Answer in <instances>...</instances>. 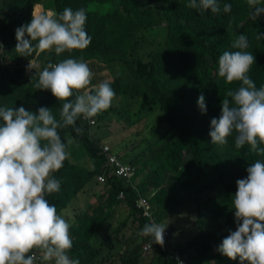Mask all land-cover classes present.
Here are the masks:
<instances>
[{"label": "trees", "instance_id": "trees-1", "mask_svg": "<svg viewBox=\"0 0 264 264\" xmlns=\"http://www.w3.org/2000/svg\"><path fill=\"white\" fill-rule=\"evenodd\" d=\"M2 1L0 107L24 106L26 110L37 113L40 107H48L59 120L63 102L51 90L36 89L34 83L38 80V73L49 64L83 57L87 64L112 63L123 67V73L105 80L116 93L112 101L117 102L108 108L110 113L121 109L127 114L133 101L142 99V110L147 104L150 112L156 106L172 122L176 135L168 145L154 153L151 165L146 161L142 165L143 170H140V165L136 164L139 182L134 189L131 184L118 180L103 169L104 160L98 156L95 140L91 137L92 130L98 127L94 117L86 119L81 116L74 127L58 129L65 143L67 136L74 138V143L66 149L69 155L63 167L52 174L61 181L60 191L50 195L45 193L49 203L55 205L57 214L62 216L63 212H73V199L97 174H103L109 192L107 206H103L101 198L98 204L75 216V222L69 229L73 241L67 253L69 258L78 259L79 264H84L87 255H91L86 264H96L99 257L104 255L99 248L89 251V242L101 235L104 245L115 235L116 227L106 222L115 221L116 213L111 214V209L120 203L117 195L126 193L124 206L127 216H130L117 221L118 230L126 226L130 218L139 232L145 224L150 223L142 210L136 208L137 199L143 197L150 199L155 207L158 206L155 216L157 223L170 226L172 233L167 243L156 245L153 255L142 259V255L129 251L124 254L122 264H153L154 257L159 259L160 264H177L172 256L174 252L180 253L182 258L187 255L185 260L188 264H213L212 261H217V256L205 255L209 254L213 242L217 241L215 234L207 235L204 218L201 217L195 222V227L187 226L182 204L197 203V199L201 198L203 204H198L193 211L200 216L201 210L218 216L229 208L225 221L228 225L233 224L235 209L232 208L231 197L237 191L236 181L248 175L246 169L251 163L257 159L264 160V156L252 154L250 146L235 149L234 136H229L228 143L221 146L213 145L209 135L211 119L220 117L222 100L227 91H235L242 84L241 81L226 84L224 78L218 76L219 56L224 51L239 50L231 47L239 34L247 36L249 47L246 51L255 56L248 75L258 89L264 87V37L256 39L258 32L264 34V14L253 21L247 0H218L221 6L219 14H213L210 10L200 14L187 7L189 0H53V9L49 10L56 13L66 7L74 11L80 8L86 10L85 30L92 38L91 43L86 49H75L59 56L53 49L34 52L26 58L11 51L8 40L10 27L16 34L18 27L30 23L34 12L46 13L44 10L47 11L49 7L44 6V0ZM226 3L232 5L229 13L223 12ZM261 5L264 6V0H261ZM5 19L12 25L6 26ZM5 36L7 40L4 39L3 45ZM13 60L17 65L32 61L39 63V67L31 70L26 66L15 67ZM32 77L34 79L31 81ZM97 87L91 86L90 92L94 93ZM201 94L205 97L206 113L201 112L197 103ZM92 121L96 124L91 125ZM134 123V119L129 122L131 125ZM75 128H81L82 132L78 134ZM185 150L192 154L188 164H184L183 160ZM167 171L171 173L169 180L165 178ZM218 197L224 198L214 202V198ZM212 203L214 209L209 208ZM193 212L188 209V215ZM102 228L106 232L102 233ZM180 235H184L187 241H183ZM145 240L153 241L150 236ZM168 245L174 252L168 249ZM30 254L36 255L34 264H47V261L40 259L38 250L34 249ZM219 264H223L222 261ZM230 264H241L239 257ZM244 264L249 262L244 261Z\"/></svg>", "mask_w": 264, "mask_h": 264}, {"label": "clouds", "instance_id": "clouds-1", "mask_svg": "<svg viewBox=\"0 0 264 264\" xmlns=\"http://www.w3.org/2000/svg\"><path fill=\"white\" fill-rule=\"evenodd\" d=\"M247 3L253 21L264 14L261 0H247ZM187 7L195 9L200 14L209 10L213 14H219L221 11L218 0H189ZM48 9L46 13L34 12L30 23L15 30L17 44L14 51L18 55L28 57L34 52L54 49L55 54L59 56L64 52L71 53L75 49H86L90 45L92 38L85 30L87 15L84 8L74 11L66 7L60 13ZM231 10V4L223 5L224 13ZM261 37H264V34L258 32L256 39L259 40ZM4 39L6 36L2 40L3 45ZM231 47L239 50L224 51L219 56L218 76L224 78L226 84L234 81H241L242 84L235 91L231 89L227 91L222 100L220 117L211 119L209 132L211 143L223 146L228 143L229 136H234L235 149L240 150L247 145L250 146L252 154L264 156V147H261L264 145V87L258 89L248 75L255 62V56L246 51L249 41L244 34H239L232 41ZM14 60L15 67L26 66L29 70L39 67V63L32 61L17 65ZM92 76L93 73L83 57L79 60L63 59L58 63L49 64L38 73L34 87L51 90L52 94L63 102L59 120L48 107H40L38 113L28 111L24 106L0 107V120L3 121L0 124V264H34L36 255L30 254L34 249L41 253L42 261L54 260V264H79L78 259H70L67 253L73 246L69 234L70 226L75 222V216L82 212L73 205L71 208L73 212H63L62 218L57 214L55 205H51L45 198V193L50 195L60 191L61 181L52 174L63 167V162L69 155L66 149L74 143L71 136L65 138V143L58 129L74 127L81 116L90 119L107 110L116 95L108 81L100 83L94 93L81 92L90 85ZM33 79L34 77L31 81ZM72 97L74 98L70 99ZM197 103L201 112L206 113L207 105L203 94L199 96ZM93 122L91 125L96 124ZM75 131L79 134L82 129L75 128ZM174 134L172 139L176 138ZM105 146L109 147L111 153L124 164L135 169L132 178H120L117 175L118 168L107 163L104 155ZM96 149L98 156L104 160L103 169H107L118 180H124L136 189L139 179L134 160L125 162L109 143H103ZM246 171L248 175L236 181L237 191L231 197L232 208L235 209V222L228 225L225 221L221 226V231L234 225L236 230H230V233L220 237L218 231L210 229L207 235L214 233L217 241L213 242L209 254L205 255H219L220 252L232 260L239 257L241 264H244V261H248L249 264H264V160L257 159ZM106 182L103 174H97L78 195L87 188L92 189L96 183L104 189L98 196L102 198L103 206H107L109 192ZM78 195L73 199V203L78 199ZM94 196L96 197L97 193H94ZM117 198L120 203L112 207L111 214H115L118 211L117 207L125 203L126 193H119ZM140 199H146L145 207H138ZM200 199L197 204L192 203L191 208H183L189 227H195V222L200 217L204 218L205 227H209L211 218L216 216L204 210H201L202 216L193 212L198 204H203ZM219 201L220 198H214V202ZM213 203L209 208L214 209ZM89 204L87 209L95 203L91 199ZM136 208L142 210L143 216L149 219L150 223L145 224L139 232L131 218L120 230L117 221L108 220L106 224L109 222L114 225L116 232L112 237V233L109 235L111 240L108 239L104 247H114L116 250L119 245L125 247L128 241L126 232L129 229L134 231L135 236L141 237L138 249H129L131 254L153 255L157 244L163 246L167 243L172 232L170 226L157 223L155 216L158 206L155 207L150 199L139 197ZM188 209L193 213L188 215ZM104 229L102 228V233L106 232ZM110 229L114 231L112 227ZM149 236L153 241L145 240V237ZM99 237L101 235L92 240ZM168 249L173 251L170 245ZM173 254L181 255L178 252ZM177 264H183V261L177 258Z\"/></svg>", "mask_w": 264, "mask_h": 264}, {"label": "rangeland", "instance_id": "rangeland-1", "mask_svg": "<svg viewBox=\"0 0 264 264\" xmlns=\"http://www.w3.org/2000/svg\"><path fill=\"white\" fill-rule=\"evenodd\" d=\"M2 2L3 1L0 0L1 22L2 20H4L1 15L3 11ZM53 3V0H44V6L46 8L49 7V9H53ZM155 4L156 3H154L153 5L156 6ZM148 7L152 8L151 6ZM40 10L41 12L43 11L42 6L40 7ZM44 12H46V10H44ZM5 25L10 26L12 25V23L5 19ZM13 31L14 30L12 29V27H10V32L12 36L10 34L8 40L11 41H9L11 51L15 50L17 44L16 34H13ZM28 38L30 39V37ZM33 44H35V42H33ZM16 54L18 55V53ZM18 56L23 57L20 55ZM40 64V66L42 67L41 62ZM88 66L92 71L93 76L90 85L86 89L81 90V92H90L91 86H98L103 81L111 79L118 73H123V67L120 64L111 63L109 65H102L95 62H91L88 64ZM115 102L117 101H112V103ZM152 102L154 103L153 100ZM142 103V99L136 98L133 101L131 108L129 109L130 114H126V111H122L121 109L117 110L114 113H110L108 109L102 111L94 117L97 121L98 127L97 129L92 130L91 132V136L97 138L95 140L96 147L101 146L103 143H109L112 147H114L115 153L121 156V158L125 162L129 163L134 160L136 164L140 165V170H143L142 165L146 161H148L151 165V159L153 158L154 153L158 152L164 146L168 145L169 142L172 140V135L174 133L172 122H169V119L166 118L159 110H157L156 106L155 108H153V111L150 112L148 104L145 106V109L142 110ZM132 119H134L135 121L133 125L129 124L130 120ZM163 137H165V139L162 140ZM182 155L184 164H188V162L192 159L191 152L189 150H185ZM170 177L171 173L167 171L165 174V178L169 180ZM100 191L103 192L104 189L95 183L94 187L92 186V189L87 188L78 195V199H76L74 206L78 209V211H86L88 207L87 205H90L89 201H91V199L92 201H94V203L98 202L99 199H101V197L98 196ZM94 193H97L96 197L94 196ZM214 195H217V193H214ZM209 196L211 197V195ZM218 198L221 199L224 197ZM198 201L199 199H197V203ZM192 203L197 204L195 202H183L182 207L191 208ZM117 208L118 211L115 214V221L124 219L128 213L124 204ZM228 211L229 208H226L218 216L216 215L215 217H212L210 220V226L204 228L205 232H209L210 229H212L213 231H218L219 236L222 237L224 234L230 233V230L235 231L236 225L229 226L228 228H225V230L221 231V226H223L225 222V216ZM71 217L73 218L72 214ZM126 236L128 238L127 244L125 245V247L121 245L118 246V255H112V261H116L120 256H123L125 253L129 252V249H138L141 237L138 235L135 236L134 231L132 229H129V231L126 232ZM180 236L183 241H187L185 239L186 234L185 236ZM93 244L95 245L96 241H93ZM219 255L223 254L219 252ZM233 261L235 260H232L228 257L227 260L225 259L224 261H222V263L230 264ZM47 264H49V261H47Z\"/></svg>", "mask_w": 264, "mask_h": 264}, {"label": "crops", "instance_id": "crops-1", "mask_svg": "<svg viewBox=\"0 0 264 264\" xmlns=\"http://www.w3.org/2000/svg\"><path fill=\"white\" fill-rule=\"evenodd\" d=\"M93 241H96L95 245L93 244ZM88 247H89V251L95 250V248H99V249L103 250V254L104 255H101L99 257V259L97 260L96 264H115V263L122 264L121 261H122L123 257L125 256V255L120 256L116 261H112V255H116L117 254V250L114 247H112V248L104 247L101 237H99V239H96V240H90ZM148 256H150V255H142V259L143 258H147ZM172 256L174 257V255H172ZM215 256H217V261H212L213 264H219L221 261H224L225 259L227 260V258H228L225 255H215ZM91 257H92L91 255H87V257L84 259L83 263L86 264V262ZM187 258H188V256H187ZM106 259H108V261H105ZM101 260H103L102 263H100ZM53 262H54V260L49 261V264L53 263ZM192 262H193V260H192ZM160 263L161 262L159 261V259L154 257L153 264H160Z\"/></svg>", "mask_w": 264, "mask_h": 264}, {"label": "built area", "instance_id": "built-area-1", "mask_svg": "<svg viewBox=\"0 0 264 264\" xmlns=\"http://www.w3.org/2000/svg\"><path fill=\"white\" fill-rule=\"evenodd\" d=\"M91 123L94 124L93 121ZM104 155L107 158V163L109 165L116 166L118 168L117 175L120 178H128V179L132 178L135 169L132 166L124 164L121 160H119V158L115 154L111 153L110 148L107 146L104 147ZM146 205H147L146 199H140L138 203V207H145ZM174 257L176 260L177 258H179V260L183 261V264H186L185 259H187V255L184 256V258L180 257L179 255H174Z\"/></svg>", "mask_w": 264, "mask_h": 264}]
</instances>
